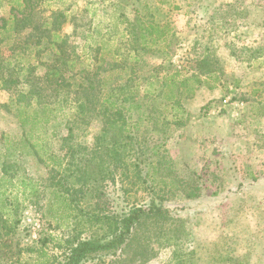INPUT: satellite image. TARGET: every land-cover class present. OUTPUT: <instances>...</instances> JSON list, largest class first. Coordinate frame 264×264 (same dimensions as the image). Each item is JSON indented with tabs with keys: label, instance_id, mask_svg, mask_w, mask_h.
Returning <instances> with one entry per match:
<instances>
[{
	"label": "rangeland",
	"instance_id": "1",
	"mask_svg": "<svg viewBox=\"0 0 264 264\" xmlns=\"http://www.w3.org/2000/svg\"><path fill=\"white\" fill-rule=\"evenodd\" d=\"M16 2L0 0V18L8 19L13 6L20 8ZM33 2V26L15 32L10 41L25 47L41 36L34 25L47 22L60 27L52 34L65 42L76 66L73 71L64 67L67 85L59 88L58 96L47 86L45 102L62 100L68 111L72 100L86 93L83 102L95 111L74 130L69 146L78 151L100 146L97 137L104 124L98 113L103 108L100 102L108 90L117 91L125 84L119 77L134 82L154 68L190 76L197 73L199 58L205 55L209 69L220 74L217 88L222 92L210 100L204 88L219 81L204 79L206 87L199 98L197 90L183 101L190 117L167 134L155 130L162 121L156 111L151 113L150 120L133 132L145 138L148 152H135V146H128V152H67L60 139L67 136L65 119L46 126L39 139L38 132L30 137L31 127L24 129L18 120V105L30 112L38 108L34 100L18 98L20 92L38 89L40 83L44 87L42 82L29 87L20 83L11 90L0 87V189L6 190L0 194V264H59L69 252L68 241L107 238L103 216L121 219L131 208L152 202L168 210L169 216L146 220L117 254L99 255L84 264H264V123L255 118L251 122L247 109L254 91H264V0ZM138 17L148 24L152 18L154 23L169 24L173 45L166 49L167 61L164 53L150 54L140 67L128 56L135 43V39L128 42L129 22ZM25 24L22 21L19 27ZM8 42L2 48L5 58L30 60L19 51H9ZM41 62L54 63L51 56L36 58V77L46 72ZM87 72L91 76L85 80ZM92 75L96 90L89 94ZM110 75L113 82L101 90V79ZM131 87L117 92L113 101L163 110L158 108L159 97L147 100L145 89L156 85L144 80L139 93L129 98L132 103L122 101ZM259 100L260 105L253 101V115L261 118L264 94ZM242 102L248 103L242 107ZM138 112L131 113L133 122ZM242 119L252 127L242 126ZM53 133L59 137L52 138ZM34 143L39 146L36 150Z\"/></svg>",
	"mask_w": 264,
	"mask_h": 264
},
{
	"label": "trees",
	"instance_id": "2",
	"mask_svg": "<svg viewBox=\"0 0 264 264\" xmlns=\"http://www.w3.org/2000/svg\"><path fill=\"white\" fill-rule=\"evenodd\" d=\"M17 5L12 7V12L10 17L0 18V87L5 86L8 90L12 89L14 86H18L20 83H24L26 86H33L36 81L39 83L42 82L44 87L40 83L38 89H32L30 92H20V97L29 98L30 101L38 105L34 111L30 112L28 109L22 105H18V120L21 126L24 129L30 128V137L34 138V133H42L45 130V127L52 125L58 121L65 119L66 121V130L67 136L60 137L64 145L68 146L67 152H128V146H135V152H148L143 147V139H140L137 135L133 134L134 130L139 127L141 122L145 120H150L151 113H158L162 124L159 128L155 130L158 133H169V130H173L176 127H182L184 124L185 118H189L190 114L186 108L183 106V101L191 99L194 97L196 91L206 85L204 79L219 80L220 74L218 70L209 69L210 60L205 55L199 58V68H197V73L192 75H183L180 71L169 70L166 72L157 71L160 68L150 69V72L145 77H139L137 80H133L125 77H119V79H125V84L118 89L117 91L108 90L104 96L103 100L100 102V106H103L102 109L98 110L99 115L104 119V124L100 134L97 138V143L100 146H97V149L88 151V148H79V151L69 146V143L72 142L74 138V130L80 128V122L85 123V116L92 115L95 110H91L86 106L83 100L87 99L85 92H82V96L75 98L74 105L69 107L67 111L63 106L62 100H54L53 103L45 102L46 95L45 91L47 86L52 91L55 96L59 95V88L67 85L65 83L64 77V67L69 71H73L76 66L75 60L72 59L71 53L64 49L65 42L61 41L58 34H52L53 32H58L60 27L53 26L47 22L44 24H36L33 27V30H37L41 33V36L36 42H26L25 47L20 46L19 44H12L11 41L14 38L15 32L20 34V31L25 30L29 26H33V20H31L32 11L35 9V4L33 0H17ZM16 5V4H15ZM31 10V11H30ZM30 11V12H29ZM15 12H18L17 14ZM19 16H22L19 18ZM137 18L135 22H129V39L128 42L134 40V45L130 46L128 56L135 62V65H140V67L147 64L146 56L150 54H161L168 52L169 48L173 45V40H169L170 26L169 24L161 25L154 23L151 19L148 22H143ZM24 21L26 24L19 27V23ZM137 30V34H134V31ZM7 35V36H4ZM9 40L8 50L9 51H19V56L24 54L30 60L26 61L23 57L19 59H13V57L5 58L3 55V44L5 41ZM11 40V41H10ZM14 40V39H13ZM23 45V44H22ZM169 47V48H168ZM168 48V50H166ZM161 51V52H160ZM205 52V51H204ZM12 53V52H11ZM166 54L162 56L166 61ZM47 55L52 57L54 63L41 62L42 66H46V72L43 76L36 77V66L33 63L36 58L41 59L42 56ZM163 55V54H161ZM43 59V58H42ZM142 59V65L141 63ZM16 60V62L14 61ZM91 76L89 72L86 73L84 79ZM23 78L21 80L20 78ZM95 76L92 75L89 82L88 93L92 94L96 88L94 84ZM113 75L103 77L100 81L101 90L109 88L110 84L113 82ZM141 80L145 83H148L151 87L156 85V88L153 90L145 89L144 94L148 96L147 100H162L159 103L158 108L161 107L162 111L152 110V106L145 105H135L131 104L128 107L123 104V102H115V94L121 90H124L130 84L132 87L128 90V93L123 94L122 101L130 102L131 97H134L139 93V86ZM133 82V84L131 83ZM159 85V86H157ZM12 86V87H11ZM133 88V89H132ZM141 92V91H140ZM51 98V95H49ZM59 101V102H58ZM29 106V104H27ZM145 108L146 111H140ZM136 109L138 112V119L133 122L131 113ZM153 111V112H152ZM62 119V120H61ZM158 120V121H159ZM167 128V129H166ZM40 133L38 134V139L40 138ZM59 137L56 133L52 134V138ZM171 137L168 135L165 137V140H169ZM29 140V138H27ZM165 144V143H164ZM163 146V145H162ZM38 143H34L32 146L33 150H36ZM142 148V150H141ZM43 149V147H41ZM160 147L153 149L154 152H159ZM130 152V151H129ZM50 156V160H51ZM59 161V160H58ZM59 166L61 165L58 162ZM49 167V166H48ZM155 169V168H154ZM158 171V170H157ZM155 173L153 172L152 176L148 173L147 177H153ZM164 186L168 187L167 182L162 183ZM21 185L25 187V183L22 182ZM0 194H6V190L2 191L0 189ZM8 197V196H7ZM7 205V200H3ZM73 203L72 201H70ZM68 203L71 211H74L75 207L71 203ZM169 216V211L159 207L157 204L152 202L148 206L133 207L128 214H125L121 219H116L115 217L101 218L102 221L108 226V236L107 238L101 239H89V240H73L68 241L69 252L65 256L63 262L59 264H84L90 260H93L99 255H115L119 250L124 247L127 241L132 237L135 230L143 224L146 220L153 219H165ZM100 221V219H99ZM177 259V257H176Z\"/></svg>",
	"mask_w": 264,
	"mask_h": 264
},
{
	"label": "crops",
	"instance_id": "3",
	"mask_svg": "<svg viewBox=\"0 0 264 264\" xmlns=\"http://www.w3.org/2000/svg\"><path fill=\"white\" fill-rule=\"evenodd\" d=\"M218 81H219L218 84H216L217 86H216V85H214V86L212 85V86H209L208 89H207V88H204V89H206V90H208V91H204L203 88H202V87H206V85H203L202 87H200V88L198 89L199 91H198V94L196 95V97L199 98L200 93L204 91V93H205V92H208L207 95H209L210 98H211V99L208 98V99L206 100V102H207L209 99H210V100H214V98H215V99H218V98H216V97L219 96L220 93L222 92V91L218 90V88H217V87H219V89H220V84H221V82H222L221 77H220V79H219ZM196 93H197V92H196ZM263 94H264V91H259V89H256V90L254 91V94H253L254 97H253V98H250V101H248L249 103L252 104L250 107L247 106V109L250 110V115H251V117H252V119L250 118L251 122H254V119H253V118H255V119H256V123H258L259 121H263V123H264V116L261 117V118H259V117H256V116L253 115V114H254V110L256 109V105H253V101L256 102V103H258L257 105H260L259 97H261V95H263ZM210 100H209V101H210ZM248 102H247V103H248ZM247 103L242 102V103H241V104L243 105L242 107H244L245 105H247ZM258 107H259V106H258ZM263 109H264V108H263ZM263 115H264V113H263ZM244 120H245V119H242V121H241L242 126H244L245 128H249L248 126L252 127L251 123L243 122ZM257 126H258V124H257ZM257 126H255L254 130H252V131H253V134H254V136H255V138H256V136H257L258 133H259Z\"/></svg>",
	"mask_w": 264,
	"mask_h": 264
}]
</instances>
